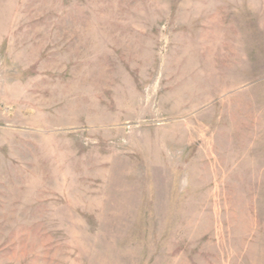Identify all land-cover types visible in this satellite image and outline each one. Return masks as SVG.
I'll return each instance as SVG.
<instances>
[{
  "label": "rangeland",
  "instance_id": "obj_1",
  "mask_svg": "<svg viewBox=\"0 0 264 264\" xmlns=\"http://www.w3.org/2000/svg\"><path fill=\"white\" fill-rule=\"evenodd\" d=\"M0 264H264V0H0Z\"/></svg>",
  "mask_w": 264,
  "mask_h": 264
}]
</instances>
